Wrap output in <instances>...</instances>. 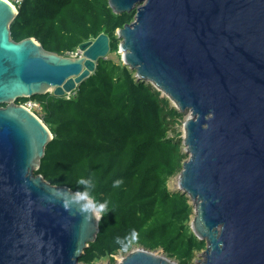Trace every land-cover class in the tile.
Masks as SVG:
<instances>
[{"label": "water", "instance_id": "95a60500", "mask_svg": "<svg viewBox=\"0 0 264 264\" xmlns=\"http://www.w3.org/2000/svg\"><path fill=\"white\" fill-rule=\"evenodd\" d=\"M108 1L116 14L136 10L116 33L122 63L191 111L177 189L206 242L200 264H264V0ZM20 16L0 0V264H83L102 214L93 199L35 175L54 136L18 102L72 95L108 59L110 38L61 56L34 38L15 42ZM119 264L179 263L137 247Z\"/></svg>", "mask_w": 264, "mask_h": 264}, {"label": "trees", "instance_id": "16d2710c", "mask_svg": "<svg viewBox=\"0 0 264 264\" xmlns=\"http://www.w3.org/2000/svg\"><path fill=\"white\" fill-rule=\"evenodd\" d=\"M20 13L11 38H34L61 56L78 53L82 43L101 34L110 38L108 59H100L72 95L49 93L18 102L36 103L34 113L54 136L35 175L93 199L102 214L97 241L80 262L116 264L117 255L144 247L193 264L206 244L191 229V199L169 187L187 159L182 132L175 129L184 115L151 83L111 58L119 57L117 31L134 21L136 10L116 14L108 0H24ZM117 180L122 183L114 187ZM105 202L106 209L97 206Z\"/></svg>", "mask_w": 264, "mask_h": 264}, {"label": "rangeland", "instance_id": "374dc122", "mask_svg": "<svg viewBox=\"0 0 264 264\" xmlns=\"http://www.w3.org/2000/svg\"><path fill=\"white\" fill-rule=\"evenodd\" d=\"M79 55H81V53L79 52ZM111 58H114L115 60H121V55H120V53H119V57H116V56H111ZM166 97V96H165ZM168 98V97H167ZM169 99V98H168ZM169 101H171V103H172V107H175L176 108V106H175V104L172 102V100L171 99H169ZM27 103H30L31 105L33 104V105H37L36 103H34V102H27ZM35 108H38L37 106H34V108L33 109H35ZM177 110H178V108H176ZM178 112H180V111H178ZM181 114H183L184 116H183V119L181 120V122H179L177 125H176V127H175V129H178V130H180L181 132H182V135H181V140H183V138H184V123H185V121L189 118V115H190V113H191V111L190 110H186L185 112H180ZM174 136V134H172L171 135V137H173ZM184 146V145H183ZM184 149H185V147H183V151H184ZM178 176L179 175H177L175 178H173V179H171V181H170V183H169V187H170V189L172 190V191H177L178 189H177V183H178ZM179 191V190H178ZM193 218H194V216H193ZM193 218H192V220H193ZM191 223H192V221H191ZM190 223V224H191ZM205 242V241H204ZM204 244H206V242L204 243ZM205 251V250H204ZM204 251H201V252H199V253H197V255H196V258L194 259V262H193V264H200V261H202L203 260V257H202V255H203V253H204ZM158 252H160L161 253V250H159ZM126 255H122V254H119V255H117L116 257H115V260H116V264H119L120 263V261L122 260V258L123 257H125ZM109 262H108V260L107 259H105V260H103L102 262H100V263H98V264H108Z\"/></svg>", "mask_w": 264, "mask_h": 264}, {"label": "built area", "instance_id": "2783aa9c", "mask_svg": "<svg viewBox=\"0 0 264 264\" xmlns=\"http://www.w3.org/2000/svg\"><path fill=\"white\" fill-rule=\"evenodd\" d=\"M6 1H8L10 4H12L17 9V12L20 13V9H21V6L23 5L24 0H6ZM79 56H80L79 51H78V53L71 55V57H79ZM23 106L30 109L31 111L34 110L33 109L34 106L38 107V105H33V104L31 105L30 103L23 104ZM35 109H37V108H35Z\"/></svg>", "mask_w": 264, "mask_h": 264}, {"label": "clouds", "instance_id": "9594fccd", "mask_svg": "<svg viewBox=\"0 0 264 264\" xmlns=\"http://www.w3.org/2000/svg\"><path fill=\"white\" fill-rule=\"evenodd\" d=\"M38 117V116H37ZM80 183L81 184H86V185H91V181H87V180H81L80 181ZM122 183V181H120V180H117V181H115L114 182V187H119V185ZM78 196L80 195V194H77ZM84 199L85 200H87L88 199V197L85 195L84 196ZM99 208H101V209H106V207H107V202H105V203H103V204H98L97 205ZM87 210V206L85 205V207L82 209V211H86Z\"/></svg>", "mask_w": 264, "mask_h": 264}, {"label": "bare ground", "instance_id": "6f19581e", "mask_svg": "<svg viewBox=\"0 0 264 264\" xmlns=\"http://www.w3.org/2000/svg\"><path fill=\"white\" fill-rule=\"evenodd\" d=\"M120 262H122V260Z\"/></svg>", "mask_w": 264, "mask_h": 264}]
</instances>
